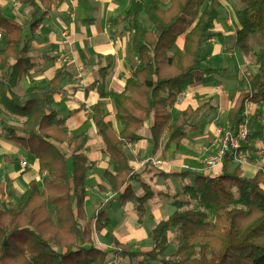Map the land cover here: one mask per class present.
Listing matches in <instances>:
<instances>
[{
  "label": "trees",
  "instance_id": "16d2710c",
  "mask_svg": "<svg viewBox=\"0 0 264 264\" xmlns=\"http://www.w3.org/2000/svg\"><path fill=\"white\" fill-rule=\"evenodd\" d=\"M20 1L30 7L32 16L26 24L0 10L4 43L0 49V106L8 114L25 117L21 124L5 126L6 138L35 157L39 171L46 176L41 184L31 180L15 203L2 202L0 264H107L110 252L130 259L146 256L159 264H264V166L252 177L244 176L239 165L229 171L231 154L224 158L222 173H194L192 182L182 185L179 192L165 193L175 209L151 230L149 252H133L125 244L104 251L92 244L91 218L84 210L88 136L71 135L65 119L50 106L65 72L59 69L46 86L31 85L22 96L13 92L35 65L28 56L29 38L24 29L27 27L32 35L60 0ZM236 2L241 7L235 11L238 27L233 46L246 57L253 56L257 70L246 74L248 89L240 93L228 112L223 129L234 132L244 121L248 102L264 105V0ZM38 14L40 18L34 19ZM143 15L145 20H141ZM218 15L217 0H129L114 18L126 23L132 32L131 52L139 64L121 93L109 92L116 117L123 124L119 133L104 120L105 109L101 105L94 108L95 130L104 152L115 162L112 169L104 170L105 183L99 187L120 193L121 202L137 201L139 213L155 194L142 183L145 192L137 197L129 181L138 175L131 170L123 146L138 139L136 130L150 115L154 117L151 137L155 148L165 127H169V140L179 141L184 136L189 111L172 118L170 109L178 94L194 82L203 39L218 35L213 29ZM182 34L184 45L179 49L175 42ZM250 36L259 39L256 50ZM262 130L263 123L249 121L250 140L260 138ZM248 161L254 162L252 158ZM177 175L186 178L191 173ZM94 217L96 231H100L108 218L100 207ZM170 230L177 233L178 241L172 254L165 256Z\"/></svg>",
  "mask_w": 264,
  "mask_h": 264
},
{
  "label": "crops",
  "instance_id": "0c3cea01",
  "mask_svg": "<svg viewBox=\"0 0 264 264\" xmlns=\"http://www.w3.org/2000/svg\"><path fill=\"white\" fill-rule=\"evenodd\" d=\"M128 2L129 0H60L58 4H54L32 35L27 27L24 29L29 38L28 56L35 65L13 92L22 96L31 85L46 86L59 69L65 72V79L52 95L50 106L59 117L65 119V127L71 135L85 133L88 136L86 153L89 168L86 171L84 210L87 218H91V242L104 251H113L117 248L116 244H125L129 245L130 251L145 254L152 249L151 230L162 218L174 211L162 214L161 201L171 198L162 189H154L153 183L159 185L163 179L165 184L166 180L181 177L177 174L186 171L191 173V182L194 173L212 176L204 171L203 159L218 139L217 130L223 128L237 97L248 89L246 74L255 73L257 66L253 56L246 57L233 46L238 24L235 15H231L229 6H235L236 10L241 6L236 0H217L219 15L214 21L213 29L218 35L203 39L197 68L193 71L194 82L178 94L170 109L172 118H176L180 112L189 111L190 119L183 130L184 136L179 141L169 140V127H165L155 148L151 137L154 117L150 115L136 130L138 139L123 146L131 170L138 175V179H131L129 185L137 197L145 192L142 183L148 184L155 194L143 204L144 212L139 213L137 201L132 199L121 202L120 193L111 189L101 190L99 187L105 183L104 170L112 169L115 162L104 152L103 142L93 124L94 108L101 105L106 111L104 120L111 123L113 130L119 133L123 128L122 122L116 117L109 92L121 93L126 80L139 64V59L131 52L132 32L128 25L114 21ZM0 10L6 17L20 23L26 24L31 20L29 5L20 0H0ZM39 18V14L34 17ZM253 39H256L257 44L259 39L249 37V42L256 50L257 44H254ZM175 44L177 48H183V34L177 37ZM3 47L0 31V49ZM106 56L110 58L106 59ZM59 57L62 58L58 59ZM108 64L109 67L105 70ZM244 116L249 121L263 123L262 136L253 138L250 146L243 150L247 153L246 162L237 164L229 161L227 169L230 171L239 165L244 176L252 177L260 166H264V105L248 102ZM0 117L7 118L12 124H21L25 120V117L8 114L1 106ZM0 123L2 124L1 121ZM3 132L2 135L0 131V160L8 162L18 159L16 162L20 168L16 164L14 167L10 165L5 173L13 190L18 191L19 198L31 180L38 181L39 163L19 144L9 141L5 129ZM1 141L9 142L7 148L1 147ZM61 147L67 150L66 145ZM22 156L26 160L27 157L32 159L30 162L27 160V166L20 164L22 158L19 157ZM149 156L164 159L168 164L162 168L152 165L138 167V160ZM248 158H252L254 162L250 163ZM16 167L19 169L14 171L13 168ZM223 168L224 162L218 170L219 174ZM138 184L143 192L137 189ZM4 190L5 186L0 185V191ZM5 194L9 195L8 192ZM98 207L108 218L107 224L100 231H96L94 217ZM107 260V264H159L157 260L146 256L130 259L115 256L112 252Z\"/></svg>",
  "mask_w": 264,
  "mask_h": 264
},
{
  "label": "built area",
  "instance_id": "2783aa9c",
  "mask_svg": "<svg viewBox=\"0 0 264 264\" xmlns=\"http://www.w3.org/2000/svg\"><path fill=\"white\" fill-rule=\"evenodd\" d=\"M59 57L58 59H61ZM249 120L245 116L244 121L234 131H226L223 128H218L217 140L212 144L209 154L203 159V169L209 174H219L220 168L223 165L226 155L231 154L232 160L237 164L246 162V155L243 150L248 148L251 140L248 137ZM22 166H27V160L22 158L20 160ZM167 161L153 156L142 157L138 160V167H146L152 165L153 167H164ZM186 167V166H185Z\"/></svg>",
  "mask_w": 264,
  "mask_h": 264
},
{
  "label": "rangeland",
  "instance_id": "374dc122",
  "mask_svg": "<svg viewBox=\"0 0 264 264\" xmlns=\"http://www.w3.org/2000/svg\"><path fill=\"white\" fill-rule=\"evenodd\" d=\"M229 7L231 8V15H235V11H236L235 6H229ZM142 20H145V16L144 15L142 16ZM255 37H257V36H255ZM252 41L254 42V44H257L256 39H253ZM232 57H234V56H232ZM0 121L2 122V124L0 123V131H1V134L3 135V133H4L3 132V129H5V125H9L10 126V124H12V123H10V120H8L7 118H1L0 117ZM13 122L20 123L19 121H13ZM13 124H17V123H13ZM1 125H2V129H1ZM1 143H2L1 144V147L2 148H7V144H9V142H7V141H1ZM16 156H18V154H16ZM19 158H25V156L24 157L22 156V157H19ZM30 159H31L30 157H27L28 162H30ZM16 160H18V159H14V160L8 161V162L5 161V160L4 161L0 160V165H1L0 166V185L1 186H5V188H6V190L0 191L1 192V194H0V206H1V204H2V202H3L4 199L5 200L7 199L6 201H8V199L10 198L9 200L11 202H14V203L18 199V191H14L13 190L12 183H11V181L9 179H7V175L5 173V171H7V169H8L7 167H10V165H12L14 167L15 164L16 165L18 164V162H16ZM17 166H19V168H20V165H17ZM17 168L18 167L13 168V170L16 171V170L19 169V168L18 169ZM41 173L42 172H40V171L38 172V175H40L38 177L39 183H41L42 179L44 178V175L46 174V173H44V174H41ZM161 180H162V183H159V185L153 183L152 187L154 189H162L163 192H167L170 195L179 192L180 189H181V187H182V185L191 182L190 181V177L189 178L188 177H186V178H183V177H175V178H173L172 177V178L166 180L165 181V184H164L163 179H161ZM158 187H161V188H158ZM137 189L138 190L140 189L141 192H143L142 189L140 188V185L139 184L137 185ZM5 192H8L9 195H6ZM169 200H171V199H165V200H162L161 201L162 214H168L171 210H174L175 209L171 205V203H170L171 201H169ZM88 210L90 211V207L89 206H88ZM168 236H169L170 244H169V246L167 248V251L168 250L169 251L168 252H165V256H170L172 254V252L175 250V247H176L177 241H178V235H177V233L174 230H171Z\"/></svg>",
  "mask_w": 264,
  "mask_h": 264
}]
</instances>
